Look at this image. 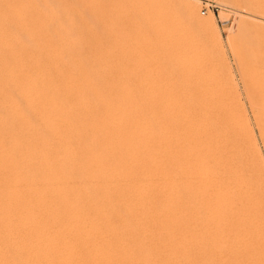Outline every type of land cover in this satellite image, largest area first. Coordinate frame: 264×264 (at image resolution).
<instances>
[{
    "label": "bare ground",
    "instance_id": "bare-ground-1",
    "mask_svg": "<svg viewBox=\"0 0 264 264\" xmlns=\"http://www.w3.org/2000/svg\"><path fill=\"white\" fill-rule=\"evenodd\" d=\"M177 1L178 9L173 11L169 20L174 25L169 32L175 35L174 38L165 43L167 27H163L162 23V27L150 29L151 36L163 40L167 45V51L163 49L164 53L159 52L165 57L156 55L163 59L158 62V67L155 65L156 71H153L156 68L152 69L155 79L153 83L148 81L150 84L144 80L149 74L141 69L137 73L139 79L125 77L135 74L132 63L120 69L119 73L123 77L96 79L89 76L102 75L106 70L108 72L107 67L104 68L105 64L102 67L99 65V68L92 66L91 71L77 66V71H80L77 72L74 66L63 61L33 62L22 47H0V264H178L172 251L176 248L177 239L172 250L166 244L169 239L170 213L167 206L170 205L166 204L169 189L166 192L167 172L161 158L165 149L161 146L155 149L152 144L154 139L148 118L153 107L156 104L159 106L161 101L160 107L165 109L168 106L169 109L172 104L167 103L176 100L178 106L175 111L180 110L187 115L188 119L178 136L182 150L173 155L172 161L190 157L191 162L200 169L210 168L209 182L202 185L203 192L198 196L200 200L208 195L209 201L211 191L217 194L224 192L230 178L226 177L223 166L226 155L220 152L221 149H215L216 144H212L216 136L215 129L203 125L206 113L210 114V103L193 101L196 94L194 97L190 96L193 93L188 95L182 87L184 83L170 78L166 70L168 61L181 52L182 35L185 33L200 31L211 43H220V36L212 19L198 14L197 0ZM243 1L247 7L244 22L249 25L248 33L241 40L231 41V44L238 51L239 68L243 73L250 106L253 107L254 123H257L258 133L264 142V0ZM138 43L131 44L123 56L132 61L139 58L142 49ZM152 51L156 53L159 50ZM38 55L48 59L63 57L49 52ZM154 85L168 87L166 94L163 93L160 101L155 100L156 104L152 107L153 98L150 99L147 89ZM139 90L146 94H141ZM230 98L226 100H230L229 106L225 100L218 102L219 105L212 101V109L220 111L226 104L231 107V120L238 129L239 144L248 148L258 163L260 155L257 153L256 140L244 110L240 109H243L239 104L240 98L235 94ZM160 107L155 109L159 111ZM197 115L200 118L192 123V132L185 135L184 139L183 133ZM213 117H216L214 113ZM154 150H157L159 157L155 167L157 186H154ZM258 170L260 175H264V168L259 167ZM195 176L199 179L203 177L201 171H197ZM237 214L233 212L229 217L226 215L227 222L223 225L228 233L238 234L246 241L251 234L247 228L241 229L243 226H240ZM208 216L210 219L211 216ZM178 223L181 224L180 221ZM189 227L188 230L191 229ZM258 244V248L264 250V239Z\"/></svg>",
    "mask_w": 264,
    "mask_h": 264
},
{
    "label": "rangeland",
    "instance_id": "rangeland-1",
    "mask_svg": "<svg viewBox=\"0 0 264 264\" xmlns=\"http://www.w3.org/2000/svg\"><path fill=\"white\" fill-rule=\"evenodd\" d=\"M243 2V0L239 2L235 0H197L198 14L203 18L212 19L217 27L221 42L211 43L210 40H208L209 38L200 31L190 32L191 34L187 32L188 34L185 33L182 35L183 44L181 52L175 58L171 59L170 62L168 61L166 67L167 73L170 74V78H174L176 82L181 81L184 83L182 87L185 91L187 90L188 95L193 93L190 96L194 97L193 95L196 94L195 98L192 99L193 101L196 100V103L203 102L204 104L210 103V114H208V112L206 113L205 118H203V125L205 124V127L208 126L211 130L215 129L214 132L216 136L212 144H216L215 149L218 151L221 149L220 152L226 155V160L223 159V166L226 171V177H229L231 182L226 186L227 192L225 189H223L224 192H218V194L216 191H211L210 197L212 200L210 199L209 201L207 199L208 195H205L201 200L198 198L201 192H203V186L208 181L210 168L204 167L200 169L199 166L191 162L190 157L186 160L172 161L173 155L175 153L178 154L180 150H182L179 144L181 141L178 136L182 132L181 127H183L186 119H188L187 115H185L183 111H175L176 106H178L176 105V100H171V103H167L172 104L169 105V109H167L168 106L165 107V109L164 107H160V98L163 96V93L167 91V85L164 87H160L161 85L149 86L151 90L149 88L147 89V91H149H146L147 94L150 93V99L153 98V100H151V104L153 103L152 107L156 104L155 100L160 101L158 104L159 106H157V104L156 106L161 109L159 108V111H157L158 109L154 105L155 107H153L151 113L152 116L150 114L148 120L153 133L154 140H152V144L154 148L156 149V147L161 146L165 149L161 158L167 172L165 189L166 192L167 189L170 190L167 192L170 197L167 195L168 202L166 203L170 205V207L167 206L168 214H170L168 215L169 239L166 244L169 245L167 247L171 250L176 246L172 251L175 252L173 253L176 256L174 259L178 264H183V262L185 264H264V253H262L264 250L258 248L260 247L258 246L259 241L264 239V226H262L264 225V221H262L264 220V205H262L264 204V175H260L258 170L259 167L264 168V142H262L258 133L257 123H254L256 121L253 107H251L252 105L250 99H248L249 96L246 93L245 84L243 83V73H241L242 71L239 68L240 57L238 51L231 44V41L235 39L241 40V38L248 33L249 25L244 22V13L247 11V7ZM177 5V0H0V47H22L27 53L26 55H29V60L33 62L49 63L63 61L64 63L71 64L75 69L81 67L82 70L85 71H89L95 66V68H99L101 65L104 66L105 64L104 68L107 67L108 72L106 70L102 75L98 73L89 76L92 78L97 77L96 79L123 77L119 73L121 72L120 69L122 70L123 66L132 63L135 66L134 69H136L134 70L135 74H129L125 77L139 79L140 76L138 74L142 70L149 74L147 77H144V80L146 81L145 83L150 84L149 82L153 83L155 79L154 75H152L153 71L157 70L158 62L160 63L163 59L159 57L162 55L161 53L159 55V52L161 51L164 53L163 51L166 50L168 40L175 36L169 33L172 31V26H174L172 21L169 20L171 18L170 15L177 11ZM132 19H134V22ZM226 21H228L227 24H221ZM161 23L163 27H167H165L167 31V35L165 36L166 44H164L163 40L155 39L150 33V29L154 26L160 27ZM136 31H139V33ZM6 42H8V44ZM135 42H139L138 45L142 50L139 52V58L132 61L125 58L123 54H125L126 50L132 46L131 44L134 45ZM154 49H157V51L159 50L156 52L158 54L152 51ZM67 50L68 52L71 51L73 54L71 52L68 53ZM46 52L51 53V55L55 53L61 56L65 53L66 56L64 54L62 58L49 57L48 59L47 57L45 58L44 55V58L41 57L42 55H38ZM156 55L159 56L156 57ZM163 55L162 57H165ZM152 69L155 70L152 71ZM139 91L141 94H146L142 90ZM234 94L240 98L239 104L241 103L242 105L240 104V106H243V109L242 107H240V109L244 110L243 113L246 119L249 120L247 121L252 129L254 140H256L257 153L260 155V161L258 163V160L255 161L256 159L250 153V150L246 147L243 148L244 146L242 147V145L239 144V134L236 133L238 129L231 120V107H227L230 100H228V102L226 101ZM218 96L224 98L221 99ZM223 100L227 103L226 105L224 104L226 109L223 107L226 113H224L223 109V111H218L215 108L212 109L213 103L219 105L218 102H222ZM212 101L216 102L211 104ZM173 104H175V107ZM214 106L215 104L213 107ZM214 109L216 112H214ZM153 111L156 112L153 113ZM217 112H220L221 115H219V113L217 114ZM213 113L216 117H213ZM197 116L194 118V121H191V125H189L186 132L183 133L184 139L185 135L191 134L193 129L192 123L200 118V115ZM211 116L212 118H210ZM139 123L140 122H138V124ZM231 123L233 125H230ZM211 125L213 127H210ZM217 141L218 143H216ZM184 149H186V147ZM156 151L157 150H154L153 153V159L155 161L153 173L155 171L157 172V168L155 167L156 161L159 159ZM197 171L202 172V178L199 179V177L197 178L195 176ZM156 172L154 173L156 182L154 186H157ZM174 179L176 180L174 181ZM171 181L173 183H171ZM174 182L176 183L174 184ZM224 185H226V183ZM176 188L178 192H176ZM155 190H157L156 187ZM257 190L260 192H257ZM226 193H228V195H226ZM214 195H217L215 196L217 197L216 199H214ZM258 195H260V197H258ZM172 196L173 198H171ZM229 197L232 198L229 199ZM221 198H223V200ZM171 201H174L175 204ZM213 201H215V203ZM180 202L182 203L181 206L184 204L183 208L180 206ZM209 205H211V207ZM234 205L237 206L235 207ZM214 207H216V209ZM233 207L238 210H234ZM225 208H227V211ZM198 210H200L201 213ZM214 210L215 215L214 213H209ZM216 210H218V213ZM239 210L241 211L239 212ZM229 211L232 212L230 213ZM233 212L238 213L237 215L241 222L240 226H243L241 229L243 230L244 228L245 230V228H247V231H249L252 236L246 241L238 234L228 233L224 227L227 222L226 217L231 216ZM208 215L211 216L210 219ZM179 221L181 224L178 223ZM197 222L199 224H196ZM218 226L219 228L217 230ZM174 227L176 228L174 229ZM188 227L191 229L188 230ZM194 227L196 229H194ZM197 229H199L200 232ZM191 231L192 233H190ZM233 235H236L235 238L232 237ZM194 236L196 238L198 237V239L195 240ZM230 237H232V239ZM172 241L173 243H171ZM175 242L176 245L174 246ZM189 245L191 248H189ZM185 246L186 248H184ZM193 255L195 256L193 257ZM178 259L183 262L181 263ZM157 260H163V258H157Z\"/></svg>",
    "mask_w": 264,
    "mask_h": 264
},
{
    "label": "built area",
    "instance_id": "built-area-1",
    "mask_svg": "<svg viewBox=\"0 0 264 264\" xmlns=\"http://www.w3.org/2000/svg\"><path fill=\"white\" fill-rule=\"evenodd\" d=\"M228 23V21H226V22H223V23H221L222 25H224V24H227Z\"/></svg>",
    "mask_w": 264,
    "mask_h": 264
}]
</instances>
